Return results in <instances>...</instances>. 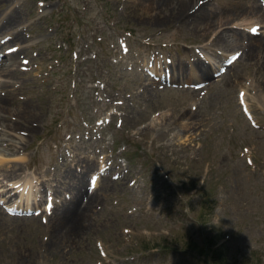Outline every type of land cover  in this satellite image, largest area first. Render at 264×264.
<instances>
[{
	"label": "rangeland",
	"instance_id": "374dc122",
	"mask_svg": "<svg viewBox=\"0 0 264 264\" xmlns=\"http://www.w3.org/2000/svg\"><path fill=\"white\" fill-rule=\"evenodd\" d=\"M132 1L0 0V20L20 8L21 38L10 42L30 60L0 85V192H15L9 202L0 193V264H264L260 61L232 55L239 45L202 47L214 33L197 39ZM166 66L172 79H159ZM81 160H93L83 190L102 164L89 190L98 201L61 223L62 206L78 203L66 187ZM27 177L31 210H8L27 207L12 188Z\"/></svg>",
	"mask_w": 264,
	"mask_h": 264
},
{
	"label": "bare ground",
	"instance_id": "6f19581e",
	"mask_svg": "<svg viewBox=\"0 0 264 264\" xmlns=\"http://www.w3.org/2000/svg\"><path fill=\"white\" fill-rule=\"evenodd\" d=\"M4 1L7 2L8 0H4ZM140 1L141 0H133L132 6L134 7L141 6ZM142 1H146L143 4H145L148 7H151L152 10L157 9V11H160L163 14L168 13L166 15L161 16L160 18L155 17V19H157L158 22L160 23L163 22V23L169 24L170 22H176L177 24L187 25L185 26L186 28H190L189 30H195L199 33L197 35V39L207 38L210 34L214 33L215 36L212 38V40L208 42L206 45H201L202 47L214 46L215 48H218V49H214L215 51L217 50L227 51L228 49H231L232 47L239 45V48H241V50H239L238 52V57H240L241 59L245 58L246 60L247 59L252 60L253 58H257L260 61L259 62L260 63L259 65L261 66L260 69L263 71V74H264V52H262V50L264 51L263 49L264 48V36H262V31L260 29L261 27L259 23L250 21L248 19L250 18L249 15H253L255 14V12L259 13L260 18H262L261 20L264 19V8L260 7L259 4L256 3L257 2L256 0H243L242 3L239 2L243 10L248 12L246 14L243 13L245 16L240 15L241 8L238 9L239 6H237L236 8L234 5L235 3H233L232 0L231 1L230 0H142ZM211 2H213V5L210 8L207 7V4H210ZM135 3L137 5H135ZM4 9H5L4 5H0V11ZM7 9H8L7 10L8 12H4L3 16L1 17L3 20H0V35H1L0 37V85H1V81L3 80L2 77H6V80H4L5 83L8 85H11L12 81L9 80L8 78H15L14 73L16 70L20 68L19 66H22V63L27 64L30 61V60H23L24 57L21 58L19 56L20 53L24 51V47L19 46L16 43L10 42V41L14 42L16 40L18 41L21 38L20 34L22 31L21 30L22 20L19 18L20 14H18L20 12L19 11L20 8H18L17 6L9 5ZM155 22L157 21H154V23ZM242 30H246L247 32L243 33L241 32ZM227 32H231V33H227ZM226 37H231V39L228 40ZM6 40H9L10 45L3 48L2 44L3 42L5 43ZM240 44L242 47L240 46ZM243 44L246 46V48L244 47ZM234 51L237 52V50L235 49ZM195 53H196L195 51L191 52V54H195ZM223 57L225 59L227 55L225 56L223 55ZM18 58H19V61H18ZM153 58H156V57H153ZM195 60L202 61L201 63H198V61L195 62L197 63V67H198V70L196 71L201 75L208 76L209 74L208 70L203 64V60L199 54L196 56ZM189 69H192V68H189ZM168 70H169V67L163 68L162 71H163L164 77H170ZM178 70L180 69L178 68ZM157 73L158 72L156 71L155 74ZM163 74H157V76H159L160 78V76ZM155 83L151 82L150 85H153ZM259 86L257 90L260 89L263 91L264 86L262 87H259ZM147 92L150 93L152 91L147 90ZM0 100L2 101V99ZM2 159L3 158H1L0 160ZM86 160H88L87 157H86ZM86 160H81L78 162V166H80V168L84 170V172L80 174L79 172L76 173V177L77 179H79V181L71 187H66L70 190L72 189L75 192V195H74L75 200L78 201V203L74 204L76 205V207H74L72 210L68 211V208H67L66 213L63 212L64 211L63 207L65 205L69 206L72 203L68 201L66 204L62 206L61 216L58 217V221L61 223L62 222L68 223L69 220L71 221L72 219L77 218V216L78 218H84L85 216L84 210H86L89 207V205H91L92 202L98 199L97 196L95 195L96 193L95 190L89 191V188L97 189L99 187L98 182H97V175L101 171L102 164L100 165L99 169H98V166L96 167L95 169L96 171L92 170L94 172L91 171V175L89 173L90 177L87 180V187L85 190H83V186L81 187V185H82L83 177L85 174V169L91 162H93V160L92 161H86ZM102 162H103V159H102ZM78 166H75L74 170ZM12 173L14 172L10 171L8 174L12 175ZM26 180H27L26 182L12 181V183L14 184L12 188L16 187L19 192V195L21 196L25 195L24 204L22 203V205L27 206V207H25L24 209H28L31 206L29 202L30 193L34 189L31 183V180L28 177L26 178ZM104 181H106V179ZM3 191H6V190H3ZM52 191L56 196L63 193L62 189L60 188L58 189L57 187L55 188V186L52 189ZM8 192H9V189H7L6 192H0L6 202H9L15 198L14 197L15 192H11V193H8ZM69 192L71 193V191ZM46 201L48 202V204L45 206ZM46 201L43 204V211L44 209L49 210L51 208L52 196L49 195V199L48 200L46 199ZM56 207H57V202L54 200L51 213H53Z\"/></svg>",
	"mask_w": 264,
	"mask_h": 264
},
{
	"label": "trees",
	"instance_id": "16d2710c",
	"mask_svg": "<svg viewBox=\"0 0 264 264\" xmlns=\"http://www.w3.org/2000/svg\"><path fill=\"white\" fill-rule=\"evenodd\" d=\"M204 250H206V247H202L200 248V251L203 252Z\"/></svg>",
	"mask_w": 264,
	"mask_h": 264
}]
</instances>
